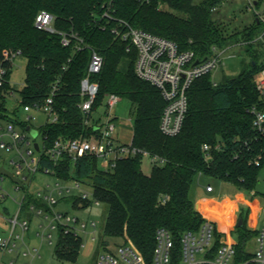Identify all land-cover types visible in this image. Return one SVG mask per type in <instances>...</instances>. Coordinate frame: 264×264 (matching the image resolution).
<instances>
[{
    "label": "trees",
    "instance_id": "1",
    "mask_svg": "<svg viewBox=\"0 0 264 264\" xmlns=\"http://www.w3.org/2000/svg\"><path fill=\"white\" fill-rule=\"evenodd\" d=\"M224 0H0V62L3 52H20L27 59V79L22 89L25 103L42 102L54 91L53 105L59 114L56 122L41 128L46 144L60 137L77 138L90 134L80 108L81 85L90 62V48L104 58L101 72L94 79L100 91L94 108L105 96L114 93L136 105L133 144L141 151L164 158L152 163L150 174L142 168L143 155L121 158L108 171L99 159L85 155L73 161L69 156L54 164L44 159L63 180L90 184L95 197L108 205L103 243L119 238L131 242L151 264L156 247V232L168 228L175 238V263L179 261L180 238L185 231H198L204 222L195 208L191 191L202 176L255 191L264 166V128L254 125L253 109L264 111V93L255 77L264 70L259 53L242 62L236 75L217 82L212 73L197 78L188 89V111L181 132L167 136L160 122L166 105L160 90L141 79L135 70L136 49L118 36L114 29L121 21L177 42L182 50H193L205 58L212 48L226 47L227 36L221 20L213 16ZM257 5L264 0H256ZM162 5H167L164 9ZM41 10L54 16V27L71 37L63 45L62 35L38 29L35 20ZM245 44L248 51L261 42L264 21L256 19ZM260 27L257 34L255 28ZM82 40V41H81ZM83 49H78L79 45ZM126 62V63H125ZM255 62V63H253ZM8 64V62H7ZM0 89V112L7 110ZM209 144V150L204 145ZM260 158V165L255 163ZM257 193V192H255ZM169 196L166 203L163 198ZM31 201L28 196L26 205ZM248 210L242 208L234 232L238 235L236 262L252 254L248 242L258 232L247 227ZM83 239L59 234L56 257L77 261Z\"/></svg>",
    "mask_w": 264,
    "mask_h": 264
},
{
    "label": "built area",
    "instance_id": "2",
    "mask_svg": "<svg viewBox=\"0 0 264 264\" xmlns=\"http://www.w3.org/2000/svg\"><path fill=\"white\" fill-rule=\"evenodd\" d=\"M248 1L252 8L256 7V0ZM260 17L264 21V14H260ZM53 23L54 16L47 10H41L35 20V26L38 29L60 33L65 46L71 43V37L77 38L75 34L68 35L66 32L57 30ZM120 23L123 28L116 27L114 32L129 43L128 50L136 49L135 70L137 75L156 86L166 101L160 122L161 132L167 136L179 134L188 111V89L197 78L213 73L226 48L214 46L211 55L201 58L193 50H182L179 44L171 39L133 27L126 22L121 21ZM263 38L264 33L260 36V39ZM77 48L83 49L84 47L81 44ZM90 50L88 70L81 85L82 101L80 103L90 134L77 138L60 136L52 145L46 144V137L41 128L59 119V114L53 105L55 90L42 102L25 103L21 93L23 87L20 90L19 105L26 112L25 119H21L18 115V107L11 112L7 105V110L0 112V167L11 171L22 181V185L13 181L16 189L24 188L23 181L28 177L26 175L19 176L15 170L27 171L33 176L41 172L58 179L55 186L46 183L42 190L32 194L28 205H26L27 191L24 192L21 200H16L17 212L13 217H4L9 227L8 234L0 236V248L3 252H13L18 248V241L23 240L34 217H39L42 220L40 226L43 231L38 234L42 236V239H47L51 243L53 231H57L58 234H73L81 238L80 233L92 236L93 239L97 237L98 223L96 220L82 219L76 214L58 210L57 206L62 202L71 201L75 209L82 210L92 205H98L101 201L95 197L94 192L90 193L82 188L81 181L73 179V185L60 183V180L63 179L55 174V169L42 165L44 159L47 158L54 164H59L65 156H69L75 161L85 155H94L98 157L100 168L104 171L114 168L119 159L139 153L144 157L148 156L152 163H165L164 158L151 155L147 151H141L133 144L132 140L129 143H116L114 140L113 133L116 130V124L112 110L121 97L109 93L105 96L100 107L94 108L100 91V84L94 77L101 72L104 58L97 50L93 48ZM18 55L20 52L5 50L3 52L5 60L0 62V89L10 85V88L4 93L7 104L9 98L15 95L11 75L13 61ZM255 81L258 88L264 93V70L256 75ZM32 110L47 115V120L43 125L34 126L33 121L36 120V116L31 114ZM252 112L255 115L254 125L258 129H263L264 111L254 108ZM28 126L39 130L37 137L27 130ZM39 135L42 136L41 142L37 141ZM35 143H38V149H36ZM209 148V144L204 145L205 150H209ZM255 163L260 165V158L256 159ZM5 177L6 175L0 174V181ZM73 190H76L78 194L69 195ZM208 190L213 191L214 187L208 186ZM0 195L2 199L6 198V191L1 185ZM168 199L169 196L163 198L162 203H166ZM236 225L228 233L221 229L217 222L204 218L198 231L188 230L182 234L178 263H175L174 257L176 244L174 235L168 228L160 227L156 232V247L151 264H264V224L256 236V248L250 252L251 258L244 262H236L237 242H234L232 237ZM120 240L119 242L109 240L106 243L102 242L94 264H148L134 244L123 239ZM83 246L84 244H82ZM22 254L31 258L25 264H33L36 258L41 257L37 248H28ZM58 260L59 264H79L78 260ZM13 262L14 260H11V263Z\"/></svg>",
    "mask_w": 264,
    "mask_h": 264
},
{
    "label": "rangeland",
    "instance_id": "3",
    "mask_svg": "<svg viewBox=\"0 0 264 264\" xmlns=\"http://www.w3.org/2000/svg\"><path fill=\"white\" fill-rule=\"evenodd\" d=\"M200 1V0H197ZM164 9H168L167 5H162ZM259 13V14H258ZM260 14H264V3L252 8L249 5L248 0H224L223 3L218 5V9L214 11L213 16L219 18L222 22L221 28L227 36L233 35L225 43L226 47L221 61L218 67L213 71V79L217 82L224 80L227 76L236 75L242 69V62L252 59L250 54L254 52L259 53V58H264V41L255 42L254 45L248 51V46L245 44L248 38V33L256 25V19L262 20ZM260 30V27L255 28L254 33ZM126 63V62H125ZM27 79V59L23 55H18L13 61L11 83L15 87V95L11 96L8 100L9 111H14L19 108L18 115L21 119L26 118V112L23 111L19 101L21 100L20 90L24 87ZM31 114L36 116V120L33 121L34 126L38 127L43 125L47 120L45 113L32 110ZM136 105L132 103L128 98L121 97L120 101L114 106L112 115L115 116L114 122L116 124V130L113 133L116 143H129L134 134V125L136 117ZM100 117V115H98ZM38 142L42 141V136L37 138ZM10 157V155H9ZM3 162V161H2ZM8 165V164H7ZM9 166V165H8ZM11 167V166H9ZM142 168L146 174H150L152 168V162L148 156H143ZM19 176L26 175L28 179L23 181L24 188L16 189L15 183L9 178L5 177L0 181V185L6 191V198L2 199L0 195V236H6L8 234L9 224L4 217H13L18 210V204L16 200H21L24 196V192L27 191L28 196L36 193L38 190H42L46 183L51 186H55L57 178L51 175L43 173H37L33 176L27 171H16ZM204 181H212L216 183L217 191L213 194L203 195L201 190L191 191L193 196L194 205L200 208L204 218H209V213L216 209L218 213L228 211L230 203L228 202L229 195L233 194V189L229 186H219L218 179L213 177L204 176ZM60 183L64 185H73L72 180H60ZM218 183V184H217ZM82 188L93 192V188L90 184L82 183ZM258 191L257 198L264 197V166L262 167L257 184L255 186ZM194 191V192H193ZM78 194L76 190H73L69 195ZM223 194L224 196H219ZM92 196V195H91ZM58 210L76 214L82 219H94L97 221V237L95 239L92 236L80 233L83 239L84 246L81 248L78 255L79 264H94L96 254L100 250L102 240L104 239V227L108 216V205L100 202L98 205H92L87 209H75L71 201L62 202L57 206ZM239 218V213H236V220ZM41 218L34 217L30 222V228L26 232L23 240L18 241V248L13 252H3L0 248V264H25L30 261V256H24L22 253L28 248H37L41 253V257L34 260L33 264H59V260L56 257V247L59 240V234L57 231H53V241L49 242L47 239H42V236L38 232H42L43 228L40 226ZM247 225L249 223L247 222ZM234 242H237L238 235L236 232L232 233ZM112 242L121 241L119 238L109 239ZM249 243V242H248ZM251 243V242H250ZM249 243V244H250ZM248 246V244H247ZM250 249H254V244L249 245ZM11 260H14L11 263Z\"/></svg>",
    "mask_w": 264,
    "mask_h": 264
},
{
    "label": "crops",
    "instance_id": "4",
    "mask_svg": "<svg viewBox=\"0 0 264 264\" xmlns=\"http://www.w3.org/2000/svg\"><path fill=\"white\" fill-rule=\"evenodd\" d=\"M218 183L220 184L219 186L221 187L229 186L234 191H233V194H230L228 197L229 199L228 202L230 203L228 207V211L223 212V213H218L216 209H213L209 213L208 219H211L217 222L218 226L221 229H224L229 233L231 232V230H233L235 225L238 223V219L236 220V213L240 214L242 208H245L248 210L247 222L249 223V225H247V227L251 230L259 232V230L262 228L264 224V197H260V200H258L257 198H255L258 195V191L256 190L255 192L257 193L247 192L245 190L239 189L236 185L229 183V182L218 180ZM208 186H213L214 190L209 191ZM198 188L202 191L201 193L205 196H207L208 194L211 195L213 193H216L217 191L216 183L212 181H204V176L199 178V181L193 187V190L195 191ZM219 196H224V195L220 194ZM195 208L202 214L200 208H198L197 206H195ZM249 243L254 244L253 250L250 249ZM249 243L247 246V250L249 252H253L256 248V236L252 238L249 241Z\"/></svg>",
    "mask_w": 264,
    "mask_h": 264
},
{
    "label": "water",
    "instance_id": "5",
    "mask_svg": "<svg viewBox=\"0 0 264 264\" xmlns=\"http://www.w3.org/2000/svg\"><path fill=\"white\" fill-rule=\"evenodd\" d=\"M198 63V61L196 62V64ZM255 63V62H253ZM27 130H29V132L34 136V137H37L38 133H39V130L31 127V126H28L27 127ZM35 147L36 149H38V143H35ZM0 174H3V175H6L7 177H9L12 181L18 183L19 185H22V181L17 177L15 176L11 171L5 169L4 167H0ZM239 225L242 226L243 222H242V219H239Z\"/></svg>",
    "mask_w": 264,
    "mask_h": 264
}]
</instances>
